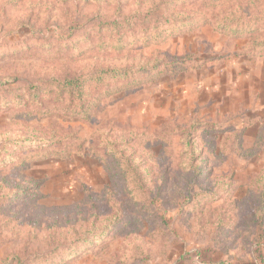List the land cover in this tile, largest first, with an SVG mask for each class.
Listing matches in <instances>:
<instances>
[{
    "label": "rangeland",
    "instance_id": "obj_1",
    "mask_svg": "<svg viewBox=\"0 0 264 264\" xmlns=\"http://www.w3.org/2000/svg\"><path fill=\"white\" fill-rule=\"evenodd\" d=\"M146 1L0 0V264H264V0L153 21ZM197 11L244 32L162 24ZM107 61L122 70L85 95L46 96ZM193 149L206 164L182 203ZM115 152L139 164L137 199L113 182Z\"/></svg>",
    "mask_w": 264,
    "mask_h": 264
},
{
    "label": "trees",
    "instance_id": "obj_2",
    "mask_svg": "<svg viewBox=\"0 0 264 264\" xmlns=\"http://www.w3.org/2000/svg\"><path fill=\"white\" fill-rule=\"evenodd\" d=\"M193 1L195 0H147L146 1V9H145V15H143V18L148 21H153L152 19H155L153 13L155 12V10H159L161 9V7H163L164 9H169L171 11L175 10L176 8H182V7H186L189 6L191 4H193ZM162 8V9H163ZM133 17L138 16V13L134 12ZM174 16L172 17H164L162 24H175L173 26L169 25L167 30L168 33H172V31L177 30L180 32H186V31H190L191 28L196 27L197 25L199 26H204V25H211L213 26L216 30L218 31H223V32H231L234 34H242L244 31H237L235 30L238 26H231V24H229L226 20H219L217 19L214 15L209 14V13H204V12H198L194 15H185V14H173ZM178 15H181L183 17H180ZM238 21V19L236 20ZM107 26H109V30H113L115 29L116 25H120V22L113 20L110 22H106ZM133 24L132 22H129V25ZM184 24V25H183ZM150 25V24H149ZM153 26H148L146 28H144L145 32H147L150 29L152 30L151 33H149V38L150 39H155V41L158 43L159 42V37L161 35V32L164 30L165 27H163L161 24H152ZM245 32L246 33H250V29H246L245 28ZM154 35V36H153ZM153 36V37H152ZM147 46L149 44H146ZM254 47L256 48H261L264 45V38L261 40H256L253 42ZM104 47L108 48L109 44H105L104 43ZM123 46H120V48L122 49ZM145 45H142L141 49L144 48ZM120 49V50H121ZM88 69V68H87ZM120 70H122V68H120L119 64L115 61H107L104 62L103 65L98 68V73L94 72L93 67L90 66L89 69L84 73V74H77V73H73V74H69V73H64L61 75H56V77H53L52 80H55L56 85L54 87V91L53 89H49L46 92V96L51 99L52 95L55 93L56 96L58 95L57 100L61 101V100H67L68 103H70V99L72 98H76L79 97L80 95H85L84 94V90L87 84L92 83L96 80H98V84L102 83V79H101V75L99 77L98 74H102L104 76H110V77H116V73L119 74ZM124 72H127L128 69L124 68L123 69ZM46 85L50 86L48 84V82L46 81ZM52 94V95H51ZM51 96V97H50ZM21 98V97H20ZM7 106H10V102L7 101L6 102ZM51 112L56 111V106H54L53 108H51ZM29 114H33L34 112H32V110H28ZM44 111V110H42ZM47 109L45 110V114H47ZM72 112L75 114V110L72 109ZM79 114L81 115L83 118L88 119L89 117V111H88V107L84 108L83 110L76 112V115ZM25 142L27 140H24ZM39 141V140H37ZM42 141V140H41ZM43 141H45V144L47 146H50L51 144H54L56 142V140L54 139H43ZM10 142H21V140L19 139H14V140H10L7 141V143ZM41 143V142H39ZM43 143V142H42ZM5 144V143H3ZM2 144V146H3ZM20 149V148H19ZM113 153V152H112ZM111 153V155H112ZM115 155H112V163L114 165V167H118L119 171H118V175L116 179H113V182L116 183V185L118 184V182L120 183V186L122 187V191L130 196L131 198L134 197V199H137L135 196V189L136 187L140 184V174L138 172V167L139 164L134 162V158L129 156L124 155V153H114ZM190 154L192 155V159L190 160V163L193 162H198V169L193 172V174L190 176V178H188V180L186 181V191L185 193L181 192L179 193L182 199V203L185 199H187V202L191 201V196H192V192L189 191V187L199 183V181L201 180V177L203 176L204 172V168H205V164H206V160H201L199 159L200 157V153L199 154H194V149L191 151ZM12 156V155H11ZM11 163L13 165L15 164H19L22 163L23 160L21 159H15L14 156L13 158H11ZM190 169H194V167L192 166V164L189 166ZM0 189L3 186V179H0ZM190 199V200H189Z\"/></svg>",
    "mask_w": 264,
    "mask_h": 264
}]
</instances>
